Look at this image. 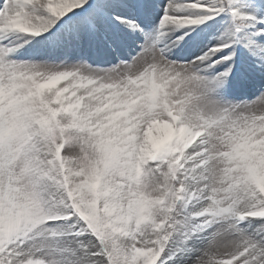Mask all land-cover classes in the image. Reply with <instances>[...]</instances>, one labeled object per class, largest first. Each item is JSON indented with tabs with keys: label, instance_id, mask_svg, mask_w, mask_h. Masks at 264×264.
Instances as JSON below:
<instances>
[{
	"label": "snow or ice",
	"instance_id": "1",
	"mask_svg": "<svg viewBox=\"0 0 264 264\" xmlns=\"http://www.w3.org/2000/svg\"><path fill=\"white\" fill-rule=\"evenodd\" d=\"M0 264H264V0H0Z\"/></svg>",
	"mask_w": 264,
	"mask_h": 264
}]
</instances>
